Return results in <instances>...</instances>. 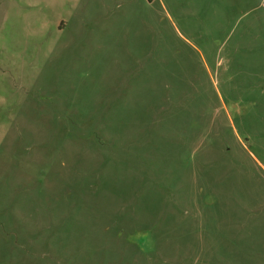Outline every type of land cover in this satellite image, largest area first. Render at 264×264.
<instances>
[{"label":"rangeland","instance_id":"obj_1","mask_svg":"<svg viewBox=\"0 0 264 264\" xmlns=\"http://www.w3.org/2000/svg\"><path fill=\"white\" fill-rule=\"evenodd\" d=\"M0 264H264V0H0Z\"/></svg>","mask_w":264,"mask_h":264},{"label":"trees","instance_id":"obj_2","mask_svg":"<svg viewBox=\"0 0 264 264\" xmlns=\"http://www.w3.org/2000/svg\"><path fill=\"white\" fill-rule=\"evenodd\" d=\"M149 1H152V0H149Z\"/></svg>","mask_w":264,"mask_h":264},{"label":"crops","instance_id":"obj_3","mask_svg":"<svg viewBox=\"0 0 264 264\" xmlns=\"http://www.w3.org/2000/svg\"><path fill=\"white\" fill-rule=\"evenodd\" d=\"M152 1H154V0H152Z\"/></svg>","mask_w":264,"mask_h":264}]
</instances>
